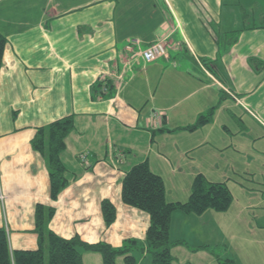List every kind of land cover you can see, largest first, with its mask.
<instances>
[{
  "label": "crops",
  "instance_id": "obj_1",
  "mask_svg": "<svg viewBox=\"0 0 264 264\" xmlns=\"http://www.w3.org/2000/svg\"><path fill=\"white\" fill-rule=\"evenodd\" d=\"M0 33V229L12 253L37 249V205L55 208L49 229L64 239L146 243L150 218L124 205L122 188L148 163L168 203L187 202L198 175L234 198L225 214H173L175 264H264V0H0ZM163 37L166 58L145 64L131 52ZM213 108L209 125L187 129ZM66 117L75 129L62 161L77 179L53 202L47 159L31 143ZM104 200L117 211L110 228Z\"/></svg>",
  "mask_w": 264,
  "mask_h": 264
},
{
  "label": "trees",
  "instance_id": "obj_2",
  "mask_svg": "<svg viewBox=\"0 0 264 264\" xmlns=\"http://www.w3.org/2000/svg\"><path fill=\"white\" fill-rule=\"evenodd\" d=\"M7 39L0 33V72L3 65ZM202 63L215 75L211 62ZM104 93L109 91L110 84L104 82ZM215 109L201 116L190 131L209 125L214 118ZM75 129L73 117H66L46 127L38 129L31 145L35 152L47 159L51 199L56 202L77 177L71 176L62 161L66 150L68 136ZM122 201L124 205L147 214L150 226L146 234V247H140L136 240L126 241L121 248L99 243H87L80 236L64 239L49 229L55 216V208L37 205L35 208V229L37 249L33 251L11 252L7 231L0 229V264H84L83 253L99 254L104 264H118L124 258V264H137L136 254L151 256L150 264H175L172 248L182 244L172 243L169 236L172 216L182 212L186 216H203L208 211L226 213L231 208L234 198L224 183L208 181L198 175L192 184L191 194L185 203H168L166 201L165 183L155 174L148 163L134 166L126 173L123 180ZM101 213L106 228H110L117 219V211L109 200L101 203ZM218 264H236L232 260H222L215 256Z\"/></svg>",
  "mask_w": 264,
  "mask_h": 264
},
{
  "label": "built area",
  "instance_id": "obj_3",
  "mask_svg": "<svg viewBox=\"0 0 264 264\" xmlns=\"http://www.w3.org/2000/svg\"><path fill=\"white\" fill-rule=\"evenodd\" d=\"M167 45H168V38L163 37L157 40L156 42H154L153 44H151L148 48L144 50L140 49L139 51L135 52L133 49H131V52H134L135 56L139 55V57L145 62V64H152L158 61L159 59L167 57ZM228 94L232 98L237 100L236 96L233 93L228 92ZM87 157H88V153L82 154L79 157V161L84 166H88Z\"/></svg>",
  "mask_w": 264,
  "mask_h": 264
},
{
  "label": "rangeland",
  "instance_id": "obj_4",
  "mask_svg": "<svg viewBox=\"0 0 264 264\" xmlns=\"http://www.w3.org/2000/svg\"><path fill=\"white\" fill-rule=\"evenodd\" d=\"M196 178V177H195ZM167 182H168V180H167ZM194 182V181H193ZM169 183V182H168ZM193 184V183H192ZM192 188V187H191ZM0 200L1 201H4L5 200V196H4V194H2L1 196H0ZM233 205V204H232ZM232 207V206H231ZM231 209V208H230ZM229 209V210H230ZM208 212H213V211H208ZM207 212V213H208ZM229 212V211H228ZM216 213V212H215ZM227 213V212H226ZM218 214H225V213H218ZM146 247V243H144V244H141V248L142 247ZM227 247H228V253H229V255L233 258V242L231 243V244H228L227 245ZM249 259H250V257H248ZM119 260V259H118ZM118 260H117V263H118ZM151 260V256L149 255L148 257H147V262H149ZM223 260V259H222ZM152 261V260H151ZM233 261V260H232ZM218 263V262H217Z\"/></svg>",
  "mask_w": 264,
  "mask_h": 264
}]
</instances>
